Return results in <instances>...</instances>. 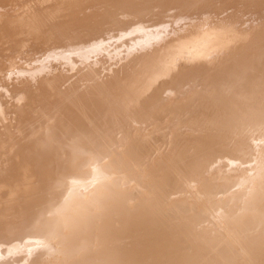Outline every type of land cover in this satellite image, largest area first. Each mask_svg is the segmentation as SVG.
Segmentation results:
<instances>
[{
	"label": "bare ground",
	"instance_id": "bare-ground-1",
	"mask_svg": "<svg viewBox=\"0 0 264 264\" xmlns=\"http://www.w3.org/2000/svg\"><path fill=\"white\" fill-rule=\"evenodd\" d=\"M0 264H264V0H0Z\"/></svg>",
	"mask_w": 264,
	"mask_h": 264
},
{
	"label": "rangeland",
	"instance_id": "rangeland-1",
	"mask_svg": "<svg viewBox=\"0 0 264 264\" xmlns=\"http://www.w3.org/2000/svg\"><path fill=\"white\" fill-rule=\"evenodd\" d=\"M59 68H61V70H62V67H59ZM59 71H60V69H59ZM7 241H4V244L6 243ZM8 243V242H7ZM8 244H10V243H8Z\"/></svg>",
	"mask_w": 264,
	"mask_h": 264
}]
</instances>
